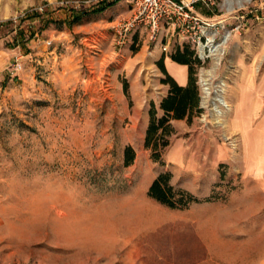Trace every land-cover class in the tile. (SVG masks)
<instances>
[{
    "label": "rangeland",
    "instance_id": "1",
    "mask_svg": "<svg viewBox=\"0 0 264 264\" xmlns=\"http://www.w3.org/2000/svg\"><path fill=\"white\" fill-rule=\"evenodd\" d=\"M101 1L0 0V264H264V0H225L227 41L206 57L165 23L118 44L134 0ZM178 48L201 111L172 121L156 162L158 61ZM162 172L197 201L150 197Z\"/></svg>",
    "mask_w": 264,
    "mask_h": 264
},
{
    "label": "trees",
    "instance_id": "2",
    "mask_svg": "<svg viewBox=\"0 0 264 264\" xmlns=\"http://www.w3.org/2000/svg\"><path fill=\"white\" fill-rule=\"evenodd\" d=\"M118 0H103L94 5L91 9L94 13L103 12L109 7L114 6ZM82 13H87L83 11ZM74 19H79L82 14H75ZM186 50L179 48L171 59L179 64L189 65L188 81L186 84H179L173 76L169 74L164 63L163 57L158 61L165 74L163 83L169 85L168 93L162 98L159 105L151 103L149 109V122L145 135V146L150 151L151 158L156 162H161L166 148L170 145V137L174 128L172 121L179 119L192 120L194 115L201 111L200 91L197 84L194 69L191 62L186 59ZM135 158V152L131 146L125 148L124 163L129 165ZM171 173H160L150 184L148 195L158 202L173 208L185 209L197 199L189 191L175 188L171 182Z\"/></svg>",
    "mask_w": 264,
    "mask_h": 264
},
{
    "label": "built area",
    "instance_id": "3",
    "mask_svg": "<svg viewBox=\"0 0 264 264\" xmlns=\"http://www.w3.org/2000/svg\"><path fill=\"white\" fill-rule=\"evenodd\" d=\"M224 3L225 0H134L133 14L117 26V43L125 44L139 27L146 28L155 39L165 23L179 37L197 45L200 53L202 50L201 57H206V47L212 53L227 41ZM200 7L206 8V16L200 14Z\"/></svg>",
    "mask_w": 264,
    "mask_h": 264
},
{
    "label": "crops",
    "instance_id": "4",
    "mask_svg": "<svg viewBox=\"0 0 264 264\" xmlns=\"http://www.w3.org/2000/svg\"><path fill=\"white\" fill-rule=\"evenodd\" d=\"M168 71L172 73V75L176 76V79L179 84L184 85L187 83L188 75H187V67L186 65L179 64L173 60L168 62Z\"/></svg>",
    "mask_w": 264,
    "mask_h": 264
},
{
    "label": "bare ground",
    "instance_id": "5",
    "mask_svg": "<svg viewBox=\"0 0 264 264\" xmlns=\"http://www.w3.org/2000/svg\"><path fill=\"white\" fill-rule=\"evenodd\" d=\"M216 50H217V49H216ZM201 55H203L202 50H201Z\"/></svg>",
    "mask_w": 264,
    "mask_h": 264
}]
</instances>
